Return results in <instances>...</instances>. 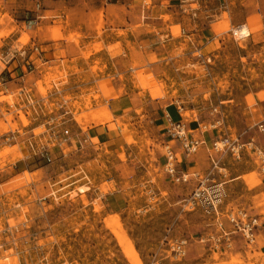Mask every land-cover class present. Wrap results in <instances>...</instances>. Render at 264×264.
<instances>
[{"label":"rangeland","instance_id":"rangeland-1","mask_svg":"<svg viewBox=\"0 0 264 264\" xmlns=\"http://www.w3.org/2000/svg\"><path fill=\"white\" fill-rule=\"evenodd\" d=\"M139 4L131 6L136 22L128 63L114 61L115 73L92 54L106 49L118 56L121 43L78 50L82 36L72 33L67 40L76 49H60L49 63L22 62L33 72L20 96L14 85L20 81L10 75L19 68L15 51L33 38L65 39L61 21L22 25L13 54L0 57V87L9 83L0 94V264H264V135L256 130L264 119V0H183L152 15L149 0ZM89 22L100 37L102 11ZM241 25L248 36L237 35ZM15 31L0 30V38ZM141 70L151 85L142 84ZM100 75L119 83L120 92H137L136 109L115 118L96 91ZM167 105L197 137L253 141L255 151H242L239 160L223 157L227 169L216 180L224 182L223 206L258 219L254 243L235 235L224 247L211 220L184 206L196 183L174 184L162 169L173 148L164 134ZM37 115L43 120L35 121ZM90 115L100 118L89 122ZM111 121L117 131L108 142L86 137ZM63 129L67 141L59 145ZM10 133L14 139L3 141ZM193 156L202 177L209 168L204 147ZM207 235L214 240L199 241ZM180 240L187 243L177 255Z\"/></svg>","mask_w":264,"mask_h":264},{"label":"crops","instance_id":"crops-1","mask_svg":"<svg viewBox=\"0 0 264 264\" xmlns=\"http://www.w3.org/2000/svg\"><path fill=\"white\" fill-rule=\"evenodd\" d=\"M142 1L143 0H0V30L7 31L13 27L16 28V31L10 33L9 36L0 38V42L3 44L0 57L8 49L12 51V48L15 47L14 44L19 38V32L23 31L22 25H28V23L31 22V24L34 23L37 26L42 24V20H45V25H53L56 21L62 22L61 33L65 39L53 40L49 38H33L30 40V44L22 51H15V54H18L17 58L19 60V68L17 67V69L11 71L12 73L10 75H15L16 82L20 81L19 83L14 84L20 90L19 95H25L27 77L33 72V70L25 72L24 68H26V66L22 64V62L27 60L33 62L34 64L37 62L49 63V61H52L55 58L56 53L60 52V49H62L63 52L71 48L76 49L75 44L72 41L67 40V37L72 33H79L82 36L78 40V50L84 49L88 46L90 47L99 42L102 43L103 46L121 43V49L124 50V52L118 56H112V53L108 52L106 49H102L92 54V57L95 58L99 56L100 59H103V62L106 63V73H115L120 71V68L114 65V63L117 61L128 63V56L130 54L127 52V45L129 44L132 46L135 41L133 26L136 21L133 17L134 10L131 6H133L134 2H139L140 4L137 7L141 8ZM149 1L150 4L147 7L146 12L150 15L154 13L159 14L167 7L182 6L183 3V0ZM37 4L39 7L42 6L39 14L36 13L39 9L37 8ZM100 10L102 11L104 25L101 29L102 34L98 37L96 36L94 24L90 22L88 23V20L91 18L92 12ZM111 12H114V14L112 15ZM49 14L52 15L51 18H49ZM115 14H117V18H115ZM5 15L7 16V19L4 18ZM83 20L85 21L82 22ZM242 27L246 26L241 25L235 27L234 30ZM246 29L248 30L247 27ZM118 31L123 32V34L118 36ZM248 35L249 30L247 36ZM123 56H125V58ZM2 57L5 58L6 56L4 55ZM14 63L15 62H12L8 66L7 72H10V68ZM1 71L2 69L0 68V73ZM143 71L144 70H141V72L138 73V75L142 74L144 76H142V84L147 83L148 85H151L148 83L149 74H146ZM94 85L101 99L108 103L115 118L122 117L125 113L136 109V103L138 100H141L137 92L131 93L125 90L120 92L119 83L114 81L108 75L98 76ZM8 91L9 83L0 87V94H6ZM178 114L179 112L175 109V107L167 105V107L163 110V126H166L167 119H171L172 121H181L176 119ZM34 117L35 121L43 120V116L37 115ZM100 129L102 131H100ZM112 131H117V121H111L104 125L94 126L91 131L93 132V135L90 136L88 134L86 137L88 139H95L98 143H106L109 141V136ZM172 144L174 143H167V145ZM174 150L175 152H178L176 147ZM193 157V155L188 157L181 155L177 159L179 162V168L184 173L196 172V169L191 166L194 162ZM224 157H227L225 162L228 161L227 159L231 158H229V156ZM221 165L222 168L227 169V167L224 166L225 164H223V158ZM2 181H4V179L0 181V185L3 183Z\"/></svg>","mask_w":264,"mask_h":264},{"label":"built area","instance_id":"built-area-1","mask_svg":"<svg viewBox=\"0 0 264 264\" xmlns=\"http://www.w3.org/2000/svg\"><path fill=\"white\" fill-rule=\"evenodd\" d=\"M37 8H39L38 4ZM30 24L31 22L28 23V25ZM12 54V51L8 49L2 56L5 55L8 57ZM29 62L33 64L31 61ZM28 67L29 71H27L26 67L24 68L25 72H30L32 70L30 66ZM164 128L165 137L174 143L172 144L173 148L169 149L167 154L164 155L165 160L162 169L165 175L169 181L174 184L187 185L192 182L196 183L190 194L183 198L184 206L190 210H201L207 218L211 220L218 229L216 242L221 241L224 247H229L231 245V240L235 235L239 236L245 243H254L261 228L258 219L255 216H251L243 209L223 206L226 196L223 187L224 182L216 180L218 175H222L220 170L224 169L221 165L222 158L224 156H229L235 161L239 160L242 151H246V149L255 151L253 141L242 143L240 137L231 138L225 134L207 141L203 138L202 132H200V136L197 137L193 130L186 127L184 122L172 121L171 119H167ZM256 130L264 135V119L256 124ZM58 134V136L56 135V139L59 141L58 144L61 145L67 141L68 130L63 129ZM2 139L3 141L12 140L14 139V135L10 133L2 137ZM168 146L170 145L166 147ZM175 147L178 149V152H175ZM201 147H204L207 153V161L209 162L208 172L202 177H200L197 172L184 173L179 168L177 159L181 155L185 157L194 155ZM42 154L43 153H41V155ZM45 156L49 161L47 152H45ZM261 166L262 169H264V162ZM213 240L214 237L212 235L199 238L201 242ZM186 243V240L176 242L173 248L174 252L177 255H182Z\"/></svg>","mask_w":264,"mask_h":264},{"label":"bare ground","instance_id":"bare-ground-1","mask_svg":"<svg viewBox=\"0 0 264 264\" xmlns=\"http://www.w3.org/2000/svg\"><path fill=\"white\" fill-rule=\"evenodd\" d=\"M247 33H248V30L246 29V27H243V28H241V29H239L238 30V33H237V35H239V36H241V37H246L247 36ZM240 37V38H241ZM81 118H84V120H85V122H87L88 120H87V116H84V117H81ZM98 118H100L99 117V115L98 116H96V115H90V118H88L89 119V122H90V120H94V119H98ZM103 118V117H102ZM109 119V118H108ZM102 121H104V120H100L99 119V122H102ZM82 122V121H81ZM93 122H95V121H93ZM98 123V122H97ZM82 127V126H81ZM117 235V234H116ZM120 238V237H119ZM119 238H117V239H119ZM120 243V242H119ZM129 256V255H128Z\"/></svg>","mask_w":264,"mask_h":264}]
</instances>
